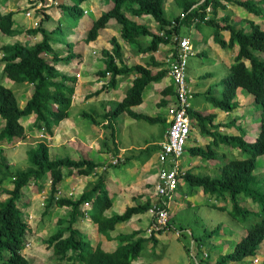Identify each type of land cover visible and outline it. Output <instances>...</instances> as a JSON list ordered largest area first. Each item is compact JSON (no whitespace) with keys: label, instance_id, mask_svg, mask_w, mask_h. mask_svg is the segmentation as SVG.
Segmentation results:
<instances>
[{"label":"trees","instance_id":"trees-1","mask_svg":"<svg viewBox=\"0 0 264 264\" xmlns=\"http://www.w3.org/2000/svg\"><path fill=\"white\" fill-rule=\"evenodd\" d=\"M26 1L28 7L24 12L28 13L34 8L38 14L42 15L36 28L24 30L16 22V12L21 10L3 14L4 11L0 8L1 36L16 38L24 33L33 39L42 36L41 41L34 44L30 39L24 43L16 41L13 44H0V54H2L0 67H3L0 80L4 82L5 79H8L14 86L11 89L0 85V119L4 123V128L0 131L1 264H31L22 253L28 242L26 237L32 229L25 219L21 200L27 196L23 201H28V195L24 193L26 190L33 191V188L38 186L39 192H41L47 181H50L51 188L44 202V214L50 215L54 207L69 208L68 216L58 220L59 228L56 233L47 240H43L53 250L52 253L57 264H149L141 257L144 245L153 242L157 246L160 241L159 234L170 228V219L167 224L159 227H156L153 224L154 221L150 219L147 229L142 227L143 223L141 222V226L139 225L136 229L121 231L114 237L112 236L134 217L149 215L154 205L161 204L159 198H162V194L156 195L155 187L153 189V186H150L149 189H152L150 192L156 195L155 198L149 197L143 200L144 197L140 196V199L134 198V204L127 207L122 213H116L113 216L106 214L107 211L115 207L113 200L115 194L109 187L108 175L111 174L112 169H122L132 161L123 158L129 157L130 152L119 157L121 144L117 141L116 124L124 113L129 114L137 121H146L151 124L165 121L169 125V130L164 132L163 141H166L171 127V123L168 121V108L176 104L178 95L176 88L169 87L164 91V93L167 91L169 93L163 95V99L157 104L158 110L167 111V118H163L161 115L149 116L136 113L133 108L143 104L144 92L149 85L159 82L168 74V69L165 68L167 63L157 61L154 54L165 44L169 45L168 52L171 53H168V59L171 62L179 60V39L188 38L194 45L193 38L190 36L192 29L195 30V33H199L197 29L203 25H209L211 29L204 45H208L209 40L212 39L215 45H219L223 49L238 47L234 63L229 65L226 76L221 80L222 96L220 98L213 97L214 108L232 114L239 108V103L235 100L240 89L252 96V99L260 106L262 123L256 141L251 142L246 136L247 132L243 131V126L239 124L238 117H231L227 122L219 121L217 123L218 114L194 112L190 106L189 115L193 127L198 128L204 136L209 138L210 142L203 147L190 148L189 153L195 158H201L202 162H209L211 165L217 164L216 168H219L220 172L219 176L197 175L189 168L185 171L179 169L177 178L180 183L185 182L192 188L204 190L205 194L216 195L218 199L222 198L224 201L233 202L232 212L241 216L245 221L249 216L251 217L253 213L239 206L237 198L241 195L254 198V191L260 193L262 188V183H260V190L257 191L256 187L259 185L258 175L260 176L257 171L262 167L259 166V159L264 156V28L254 18L264 23V0H177L182 11L177 17L171 19H168L165 14L166 0H110L111 8L94 20L86 41L88 43L96 41L101 32L110 28L115 22L120 27V36L124 42H127L131 47H136L142 55L150 56L146 64L130 66L124 57L123 47L116 37L111 39V50L102 49L103 60L101 63L104 65V69L99 71L98 75L99 78H106L109 74L108 82L103 83L98 91L89 97L101 94L110 96L113 89L112 97H119L114 94L119 80L134 76L132 86L127 89L126 96L121 101H109L107 103L110 105L109 107L104 102L102 104L104 113L99 115L102 120L100 122H104L102 128L106 130V136L104 140L99 139L97 153L99 151L109 156L112 155V160L104 164L102 160H96L76 148L74 144L72 146L75 152H80L83 156L81 159L76 160L70 156L53 158L51 155L52 146L48 144L47 138H42L38 143H28L33 146L28 150L30 166L27 169H14L5 155V149L8 148L2 145V142L25 141L28 131L50 137L55 134L57 125L70 117L69 112L74 105L73 96L77 80L76 76L59 71L58 66L61 63H70L75 57L82 59L83 56V54L71 53L61 56L56 53L52 48L53 37L61 25L52 30H47L45 27V23L51 18L53 6L45 7L43 5L48 0ZM86 1L88 0H75L73 5L67 7L63 3H59L55 7H58L60 11H75L80 14L82 12L80 5ZM234 6L245 9L249 15H255L252 19H245L249 25L248 32L238 28L240 23L233 25L232 22L230 24L227 16L223 17L219 14L220 10H223L224 14H227L228 10L232 12ZM129 13L135 18L154 20L158 30H153L150 26L130 19ZM81 16L82 14L79 19ZM79 19L71 24L73 29H77ZM228 31L230 32L229 38L225 35ZM144 38L150 39L149 42H144L146 46L141 41ZM68 44L69 47L71 44L75 45L72 42ZM194 47L193 55L201 57L207 54L205 49L196 52V46L194 45ZM193 55H190L189 58ZM189 63L188 59V68ZM169 64L171 63L169 62ZM156 68H160L157 73H155ZM188 68L187 80L192 99L194 94L190 87L192 79L189 77ZM213 76L212 73L200 77L197 75L198 78L205 80L212 79ZM17 89H26L32 93L31 97L27 98L24 107H21L17 98L20 96L19 91H17V95L14 91ZM124 95L122 94L121 97ZM204 95H209L212 98L211 87ZM82 112L83 118L90 116L85 110ZM32 115H35V120L31 125H27L26 129L22 120L25 122V119L28 120ZM100 122L95 121L94 123L98 126L96 127L98 133ZM91 124H93L92 121ZM232 127L236 129V132L225 130ZM223 150L226 158L238 150L242 152L239 151L243 158H233L224 162ZM144 152L152 155L157 152L160 155L162 147L159 145L153 149L147 147ZM171 160L174 163L171 164ZM177 160L179 158L176 156L167 154L166 169L170 171ZM115 174L118 175V173ZM70 177H87L85 190L76 200H71L66 196L60 197L63 191L60 184ZM7 180L11 181L13 185L10 189L6 188ZM4 194L7 195L6 198H2ZM260 198L264 202V194ZM259 212L262 216L261 222L247 230L246 236L237 244L232 253L222 256L214 264H241L247 258L257 256L259 247L264 242V203ZM87 215L97 225L98 233L116 242L113 249H105L101 241L92 245L87 235L75 228V224L79 220H84Z\"/></svg>","mask_w":264,"mask_h":264},{"label":"rangeland","instance_id":"rangeland-1","mask_svg":"<svg viewBox=\"0 0 264 264\" xmlns=\"http://www.w3.org/2000/svg\"><path fill=\"white\" fill-rule=\"evenodd\" d=\"M67 1L68 0H58V2L63 3L66 5V7L75 3V0H70L71 2ZM103 3L104 6L111 5L110 0H103ZM80 6L83 12L80 14L75 11H60L58 7L53 6L51 8V18L45 23V27L50 30L61 25V28L57 29L53 37L54 43L52 44V48L56 53H59L61 56H67L69 53L76 55L83 54L84 60L82 66L83 69L81 70V76L78 82L80 89H78L79 87L76 89L75 95L73 97L75 105L72 106L69 112L70 115L77 116L76 119L78 121L76 119L69 120L71 125L68 128L62 123L64 121H62L57 125L55 129L56 133L52 137L48 135L45 136L48 140V144L52 146L51 155L53 158H65L70 156L73 159L79 160L83 157L80 152H75L72 144L68 143V141L65 144L62 143V137L64 135H66V138L72 135L76 139L75 141H72L74 142V145L79 144L78 141L84 139L85 145L81 147L82 151L89 154L96 160H102L105 164L112 160V155L109 156L108 154L101 153L99 151L97 153L96 149L99 148V139L104 140L106 136V130L102 128L104 122H100L102 120L99 115L104 113L102 104L107 102L105 101L107 99L103 98L105 97V94L103 97L102 95L89 97L91 94H94L98 91L99 86H101L103 82H106V80H98V72L100 69H103V64H101V61L99 62V60H103L102 49L106 48L111 50V39L116 37L124 49V57L127 60L139 61L140 58H143L141 59L144 60L142 63H146L149 57H144L136 47H131L127 42H124L120 36V27L116 24L103 30L94 44L87 43L85 39L87 31L94 22L93 20H95L100 15L102 9L105 7H102L100 0H88ZM27 7L28 3L26 0H0V8L3 11L9 12L21 10L20 12H16L15 19L22 27H24V30H28V28H36L42 19V15L38 14L34 8L27 15L26 11L24 12ZM109 8H105L103 10H108ZM86 9L88 11L92 10V12H88L87 15H85L84 10ZM232 10V12L228 10L227 14H224L223 10H220L219 14L223 17L227 16L230 24L232 22L233 25L235 23H240L238 28H242L248 32L249 25L246 23L245 19H252L255 17V15H249L248 11L238 6H234ZM181 11L182 9L177 3V0H166L165 14L168 19L177 17ZM81 14L82 16L79 19ZM128 16H130V19L132 20L152 27L153 30H158V26L155 24V21L150 18H135L130 13ZM76 19H79L78 28L73 29L71 24L76 22ZM254 19H256L258 21L257 23H260L264 28V23H261V21L257 18ZM197 30L199 33H195V30L192 29L190 34V36L193 38L194 45L196 46V52L204 51L205 49L207 54L202 55L201 57L198 55H193L189 58L190 66L188 68V74L192 79L190 87L194 94V97L191 99V110L204 114H218V119L216 120L217 123L222 120H230L231 117H238L240 119L239 124L243 126V131L247 132L246 136L251 140L252 132L257 130L260 131L262 123V112L260 106L257 105L255 100L252 99V96H249V94H246L244 91L239 89L235 100L239 103V108L232 114L222 112L221 110L214 108L212 103L214 98H220V96H222L223 86L221 80L227 74L225 64L230 62V60H235L238 47H229L225 49L221 48V51H219V45H215L212 39L209 40L208 45H204L207 36L211 33L210 26L203 25ZM79 31L82 33L81 37ZM225 35L229 38L230 32L228 31L225 33ZM27 39H30L34 44L40 42L42 38L35 40L32 37H28V35L25 33L16 38L8 36L6 37L1 36L0 32V44H13L16 43V41L24 43V41ZM141 41L146 46V43L149 42L150 39L144 38ZM69 42H72L75 45L71 44V47H69ZM168 47L169 45L165 44L161 46L162 49H166ZM165 51L166 50H162L158 55V58L165 60V55H162L165 54ZM0 57H2V54H0ZM78 60H80V58L75 57L70 63L59 65V71L69 74L76 73L80 69ZM66 67H68L67 70H65ZM208 72L214 75L212 79L205 80L197 77V75L200 77L204 74H209ZM0 78H2L1 72ZM129 81L125 78L119 80L116 90L114 91V94L119 95V97H112L114 89L111 90L110 97L114 98L112 99L114 102L119 101L123 93L126 95L127 89L130 87L128 85ZM1 84L3 86L5 85L6 87L10 85L9 83L3 82V80H0V85ZM10 87L11 89L14 88V86L11 85ZM210 87L213 94L212 98L209 95H204V93ZM125 88L126 90L124 91ZM152 91L153 88L151 90L149 88L144 93V98L146 97L148 99L151 97ZM15 93L17 95L16 91ZM29 94L32 93L29 91ZM17 98L21 107H24V102L21 104V101H23L25 98ZM153 100L154 99L147 100L145 105L143 103V106L138 107L137 109L140 108L139 110L141 113L147 114L149 116L161 115L163 118H167V111L164 109L156 110V113L149 111L150 107L153 106ZM82 110H85L90 116L83 118L81 116ZM125 118H127V122L124 124L125 130H120L117 136V141L123 137L125 142V145L123 146L124 148L135 146V150L130 152V155L141 154L143 151L139 150V148L143 146H145L144 149L147 147L150 149L157 148L158 143L164 140L165 130H169V125L165 121H158L155 124H151L146 121L133 120V118H129V115L127 114L120 116V121L118 123L119 126L123 125V120ZM91 121L93 124L90 123ZM95 121L100 122L99 127L102 130L100 134H97V131L92 132L93 128L88 125L89 123L94 128L98 127L94 124ZM225 130H228L229 132H236V129L233 127L231 129ZM29 133L31 132L29 131ZM92 133H95L96 136L91 135ZM200 133L201 132L198 128H195L191 131L185 145L184 155L182 158H180V162L177 163V167L179 166L180 169L185 170L188 162L195 159L192 158L189 153L190 148L196 146L203 147L210 142L209 141L206 143L205 139H201ZM29 136L30 137L25 140L26 142H2V145L8 148L5 149V155L10 160L9 162L14 169H27L30 166L28 160V150L33 146H30L28 143L32 142L35 144L42 140L40 137L41 134L37 132L29 134ZM86 136L87 138H85ZM120 153L122 154V150ZM123 153H125V151ZM122 156L124 155L122 154ZM227 157L233 159L229 155ZM149 158L150 159H148V161L152 167H154L156 170L161 168V164L157 158V152H154L153 155L150 153ZM198 162H202V160ZM207 164L209 166H213L209 164V162H207ZM216 165L217 164H214V166ZM200 166L202 169H204L203 165ZM259 166L262 167L257 171L260 176L258 175L259 185H257L256 188L257 191L260 190V183H262L263 190L261 188L260 193H256L254 191L255 205L252 202L253 200L247 195H241L237 198L238 204L242 208L249 211H254V213L251 215V217L249 216L246 222H244L245 220L241 216L239 217L232 212L233 202L226 200L224 201L222 198L218 199L216 195H203L201 189H192L189 184L181 182L180 187L176 191L179 201H169L170 228L165 229L162 234H159L158 238L160 241L157 246L153 242H148L144 245L143 251L141 253L143 261L149 264H212L213 262L216 263L217 260L222 256L231 253L234 250L235 245L238 243L239 238L242 235H245L249 228L257 223H260L262 220L261 212H259V205L261 207V205L264 203L262 200H260V196L264 194V156L259 159ZM128 167L129 165L119 170L112 169L111 174L118 173L121 175L120 179L123 180L126 176L124 171L127 170ZM131 168L132 167L128 169L127 173H130ZM111 174L109 173V175ZM145 175L146 173L144 171L142 173L136 174L135 180L128 191L132 195L140 194L144 195L145 197L150 196L155 198L156 195L149 192L150 184L147 183H155V179L142 181L138 180ZM71 178L76 179L80 177ZM86 178L87 177H81L79 182H72L69 178L68 180H65L62 184H60V188L63 190L60 197L66 196L71 198V200L80 198L86 187ZM5 185L6 188L9 189L13 187L11 181L8 180L5 182ZM38 188V186L34 187L32 193H29V202L23 201L27 198V196H24L21 200V207L23 208L25 219L32 229L31 233L26 237L28 242L26 243V247L22 253L26 260L31 264H57V261L55 260V257L52 253L53 250L50 249L43 240H47L56 233L57 229L59 228L58 220L68 216L69 208L60 209L54 207L51 214L46 216L44 214V202L51 188L50 182L47 181L41 190V192L45 190L44 195L43 193L38 192ZM24 193L28 194V190H26ZM6 197V194L2 195V198ZM113 200L114 204L118 206L121 203L120 208H124L127 204V202L120 200V198L117 196L113 198ZM220 206L224 207V209H221ZM86 207L89 208V206ZM123 211L124 210L121 211L117 208H113L110 211H107L106 214L113 216L114 214L122 213ZM149 220L150 217L148 215L143 217H134L129 223L124 224L117 230V232L113 233L112 236L114 237L118 234V232L121 231L136 229L139 225L141 226L142 223V227L147 229ZM65 225L68 224L65 223ZM75 228L87 235L89 240H91L92 245H96L99 241H101L105 249H113L115 247V241L112 239H107L106 236H102L100 233H98L97 225L91 221L89 215L85 216L84 220H79L75 224ZM181 229H184V231ZM178 232H181V236L177 235ZM193 239L196 241V243H192ZM199 239H202L203 241H200ZM259 252H261L260 256ZM206 254L208 256H206ZM257 257L260 259V263H255L254 259H247L246 264H264V242L259 248ZM241 264L245 263L243 262Z\"/></svg>","mask_w":264,"mask_h":264},{"label":"crops","instance_id":"crops-1","mask_svg":"<svg viewBox=\"0 0 264 264\" xmlns=\"http://www.w3.org/2000/svg\"><path fill=\"white\" fill-rule=\"evenodd\" d=\"M67 2H71L70 0H68ZM100 4L102 5V7H105L106 9L107 8H109V7H111V5H108V6H104V3H103V0H100ZM105 8H103V9H105ZM102 9V11H101V13H100V15L102 14V12H104V11H107V10H103ZM87 10V9H86ZM109 10V9H108ZM91 11V10H90ZM6 13H8V11L6 12V11H4V13L3 14H6ZM16 22H18L17 20H16ZM93 24V23H92ZM113 25H114V23H113ZM91 27H92V25H91ZM90 27V28H91ZM78 28V27H77ZM23 29H24V27H23ZM29 29V28H28ZM46 29L47 30H50V29H48L47 27H46ZM26 30V29H25ZM80 32V37H81V35H82V33H81V31H79ZM88 32V31H87ZM38 38H42V36L40 35ZM38 38H36V39H38ZM35 39V40H36ZM95 43V42H94ZM94 43H91V44H94ZM168 49H169V47L168 48H166V49H160L158 52H156L155 54H154V57L157 59V61H163V62H165V63H167V65L165 66V68H167L168 69V74L166 75V76H164L159 82H157V83H153V85L152 86H150L149 88H150V90L153 88V91H152V96L151 97H149L148 99L145 97L144 98V101H143V103H144V105H145V103H146V101L147 100H151V99H154L153 100V106H151L150 107V109H149V111H151V112H153V113H156V110H158V108H157V104L163 99V95H165V94H167V93H169V91H167V92H165L164 93V91H166L169 87H174L173 86V81H172V78H171V76L169 75V69H170V64H169V57H168V53H170V51L168 52ZM124 50V49H123ZM162 50H166L165 51V54H162V55H165V60H163V59H160V58H158V55L160 54V52L162 51ZM219 51H221V47L219 46ZM124 52V51H123ZM171 54V53H170ZM144 56V55H143ZM170 56V55H169ZM144 57H149L150 58V56H144ZM149 58H148V60H149ZM141 59H143V58H140V60L139 61H132V60H128V62L130 63V66H132V65H137V64H146V63H142L144 60H141ZM100 62V61H99ZM234 63V60H230V62H227L226 64H225V68H226V71L228 70V67H229V65H231V64H233ZM102 64V63H101ZM68 69V67H66V69L65 70H67ZM103 69H104V65H103ZM102 69H100V71H101ZM160 70V68H156L155 69V73H157L158 71ZM0 72L2 73L3 72V67L1 66L0 67ZM133 78H134V76L133 75H131L130 77H128V81L129 80H133ZM4 82L5 83H9L11 86H13V83L11 82V81H9L8 79H5L4 80ZM4 84V83H3ZM131 84V81H129V83H128V85H130ZM10 85H8V88H11L10 87ZM78 89H80V86H79V88ZM148 90V89H147ZM146 90V91H147ZM16 92L17 91H19V93H20V96H18V97H20V98H22V97H24L25 99H23V101H21V104H22V102H24V104L26 103V101H27V98H29V97H31V95L32 94H29V92H28V90H26V89H17V90H15ZM81 93V92H80ZM82 94V93H81ZM112 99H114V98H110V100H112ZM123 99V96L121 97V99L120 100H122ZM119 100V101H120ZM73 104H74V101H73ZM107 104V103H106ZM75 105V104H74ZM107 107H109L110 105L109 104H107L106 105ZM141 106H143V104L142 105H140V106H137V107H134L133 108V111H135L136 113H140V114H144V113H141L140 112V108L139 109H137L138 107H141ZM83 113V112H82ZM124 114H127V113H124ZM123 114V115H124ZM127 115H129V114H127ZM145 115H147V114H145ZM76 117L77 116H72V115H70V117H69V119H67L66 121H64V122H62L67 128L71 125V123H70V121L69 120H72V119H76ZM129 118H133V117H131L130 115H129ZM26 121L24 122V120H23V124L25 125V127H26V129H27V125H31V123L32 122H34V120H35V115H32L28 120L27 119H25ZM77 120V119H76ZM133 120H134V118H133ZM78 121V120H77ZM119 121H120V119H119ZM119 121H118V123H119ZM223 121H225V122H227V121H229V120H222V122ZM126 122H127V118H125L124 120H123V125H121V126H119L118 124H116V130H117V134L120 132V130L122 129V130H125L124 129V124H126ZM91 123V122H90ZM88 125L90 126V127H92L93 128V131L92 132H94V131H97L96 129V127L94 128L91 124H89L88 123ZM4 126V123L1 121V127H3ZM100 128V127H99ZM28 131V130H27ZM102 132V130H101V128H100V130H99V133L97 132V134H100ZM55 133H56V130H55ZM259 133V131H253L252 132V141L251 142H254L255 140H256V136H257V134ZM29 134H33L32 132L31 133H29V131H28V137L27 138H29L30 136H29ZM91 135H93V136H96L95 135V133H92ZM203 134L202 133H200V138L202 139H205V141H206V143H208L209 142V138L208 137H204V136H202ZM85 138H87V136L85 137ZM76 139L71 135L70 137H68V138H66V135H64L63 137H62V143L63 144H65V143H67V141H68V143H70V144H74V142H72V141H75ZM26 142V141H25ZM79 142V144H77V145H75L76 146V148H78L79 150H82L81 149V147L82 146H84L85 145V143H84V139L83 140H81V141H78ZM118 142H119V144H121L120 145V152H121V150H122V154L125 156L126 154L125 153H127V152H132V151H134L135 150V146H130V147H128V148H124L123 146L125 145V142H124V138L123 137H121L120 138V140H118ZM144 148H145V146H143V147H141V148H139V150H142L143 152L141 153V154H138V155H130L129 157H123L122 156V154L120 153L119 154V157H123V158H127L126 160H128V159H130V160H132L131 161V163L130 164H128L129 165V167L127 168V170H125L124 172L126 173V176H125V178L123 179V180H121L120 178H121V175H116V174H111V175H109V179H108V182H109V187L113 190V192H114V194H115V197L117 196V197H119L120 198V200H122V201H125V202H127V204L125 205V207L124 208H120L121 207V203H120V205L118 206V205H116L115 204V207L114 208H117V209H119V210H125L127 207H129V206H131V205H133L134 204V198L135 197H137L138 199H140L139 197L140 196H143L144 197V199L143 200H146L147 198H149L150 196H144V195H132V194H130L129 193V191H128V189L130 188V186L132 185V183H133V181L135 180V176H136V174H138V173H142L143 171L146 173V175L144 176V177H141L140 179H138V180H154L155 179V181H157V173H158V170H156L154 167H152L151 165H150V162L148 161V159H150L149 158V153H147V152H144ZM95 149H96V147H95ZM97 150V149H96ZM125 151V153H123ZM138 151V150H137ZM145 153V154H144ZM224 153V154H223ZM223 155H224V159H223V161L224 162H228L231 158H226L225 157V151L223 150ZM233 154H236V151H234V152H232ZM87 154V153H86ZM132 157H134L133 159H132ZM192 158H194V157H192ZM198 161H200L199 159H194V160H190L189 162H188V165L186 166V170L189 168V169H191L192 170V172L194 173V174H206V175H212V176H219V172H220V170H219V168H216V166H209L208 164H207V162H198ZM200 165H203V168L204 169H202V167L200 166ZM127 166V165H126ZM125 167V166H124ZM124 167H122V169L124 168ZM130 167H132L131 169H130V173H127L128 172V169L130 168ZM134 173V174H133ZM81 178V177H80ZM80 178H76V179H73V178H69V179H71V181L72 182H75V181H77V182H79L80 180ZM149 178V179H148ZM151 178V179H150ZM68 180V179H67ZM154 181V182H155ZM148 184H150V186H155V183H150V182H147ZM149 186V187H150ZM152 189H150L149 190V192L151 191ZM39 192V191H38ZM29 193H32V190H30L29 192H28V201L27 202H29ZM39 193H43V195L45 194V190H43L42 192H39ZM83 193V192H82ZM202 193H203V195L205 194L204 193V191L202 190ZM40 195V194H39ZM47 197V196H46ZM175 200H177V201H179L178 200V197H177V195H176V199ZM139 217H142V216H139Z\"/></svg>","mask_w":264,"mask_h":264},{"label":"built area","instance_id":"built-area-1","mask_svg":"<svg viewBox=\"0 0 264 264\" xmlns=\"http://www.w3.org/2000/svg\"><path fill=\"white\" fill-rule=\"evenodd\" d=\"M52 3H54V0H48V3L43 5L49 7ZM40 4L42 5V3ZM178 50L179 60L170 61L169 75L173 80L178 95L176 97V104L168 108V121L171 123V127L166 141L161 144L162 152L160 153V160L164 163H166L165 158L167 154H172L177 158L183 154L190 133L194 129L189 115L191 95L187 80V68L189 56L195 53V47L188 38H182L179 39ZM171 162L173 161L171 160ZM177 176V167H174L172 171L163 170L159 176L161 182L158 185L159 192L161 194H172L178 187ZM159 215L160 222L164 223L167 213L163 211Z\"/></svg>","mask_w":264,"mask_h":264},{"label":"clouds","instance_id":"clouds-1","mask_svg":"<svg viewBox=\"0 0 264 264\" xmlns=\"http://www.w3.org/2000/svg\"><path fill=\"white\" fill-rule=\"evenodd\" d=\"M47 3H48V1H47ZM60 2H58V0H54V3H52L49 7H51V6H57L58 4H59ZM33 6H35L34 4H33ZM111 8V7H110ZM88 12H92V10L91 11H88V10H84V14L85 15H87V13ZM103 13V12H102ZM100 16V15H99ZM98 16V17H99ZM97 17V18H98ZM96 18V19H97ZM94 21V20H93ZM114 24H116V25H118L117 23H115L114 22ZM260 24V23H259ZM90 30V29H89ZM88 30V31H89ZM87 34H88V32H87ZM86 37H87V35H86ZM86 39V38H85ZM94 42H96V41H94ZM94 42H90V43H94ZM88 43V42H87ZM104 49V48H103ZM106 49V48H105ZM83 56H82V59H80V60H78V62H79V71H77L76 73H74V74H69V73H65V74H67V75H70V76H76V78H77V80H76V89L79 87V80H80V76H81V70L83 69ZM99 61H101V60H99ZM169 62H170V60H169ZM61 65H64L63 63H61ZM58 68H59V66H58ZM169 71H170V69H169ZM98 77H99V75H98ZM101 78V77H100ZM98 79V80H100V81H102V80H106V82H108V78H109V74L107 75V77L106 78H101V79ZM125 79H128V78H126V77H124ZM132 79H131V84L129 85L130 87L132 86ZM173 81V80H172ZM106 82H103V83H106ZM102 83V82H101ZM101 85H103V84H101ZM127 85V84H126ZM153 85V83L151 84V85H149L148 87H147V89H149V87L150 86H152ZM173 86L175 87V85L173 84ZM101 86H99V88H100ZM146 89V90H147ZM126 90V88L124 89V91ZM146 90H145V92H146ZM75 92H76V90H75ZM144 92V93H145ZM124 94V93H123ZM75 95V94H74ZM102 95V97L104 96L103 94H101ZM126 95H124L123 97H125ZM74 97V96H73ZM103 98H106L107 100H105V101H107V102H105V103H108L109 101H111L110 100V98H112V97H110V96H105V97H103ZM121 101V100H120ZM191 103V102H190ZM1 119H0V123H1ZM23 121V120H22ZM3 122V121H2ZM193 125V124H192ZM2 128H4V126L3 127H1V129H0V131L2 130ZM194 129H195V127H194ZM258 131V130H257ZM260 132V131H259ZM259 134V133H258ZM258 134H257V136H258ZM257 136H256V139H257ZM41 138H46V136L45 135H41L40 136ZM256 141V140H255ZM254 141V142H255ZM17 142V141H16ZM16 142H14V143H16ZM165 141H163V142H160V143H158V145L159 146H161V144L162 143H164ZM162 147V146H161ZM146 149H144V151H145ZM184 152H185V147H184ZM184 152H183V154L181 155V156H179L178 158H179V160H177L176 162H175V165L173 166V168L172 169H170V171H172L173 169H174V167H177V163L178 162H180V158H182L183 157V155H184ZM238 153V154H237ZM158 154V153H157ZM159 155V154H158ZM191 155V154H190ZM159 157V163L161 164V168L160 169H158V173H157V181H156V183H155V192H156V195L158 194V193H160L159 192V189H158V185L161 183L160 182V178H159V176H160V173L163 171V170H165L166 168H167V164L166 163H164V162H162L161 160H160V155L158 156ZM193 157V156H192ZM232 158H243L242 157V155H241V153L239 152V151H236V154H233L232 156H231ZM195 158V157H194ZM195 159H199V160H202L201 158H195ZM231 160V159H230ZM172 163H174V162H171V164ZM211 164V163H210ZM178 168V172H179V166L177 167ZM167 170V169H166ZM169 171V170H168ZM182 171H185V170H182ZM197 175H206V174H197ZM179 177V176H178ZM50 182V181H49ZM180 185V182L178 181V186ZM192 189H195V188H192ZM198 189H200V188H198ZM178 190V187H177V189L171 194V193H166V194H162V198H159V200L161 201V204L160 205H154L153 207H152V209L150 210V212H149V217H150V219H151V221H154L153 222V224L156 226V227H159V226H161V225H164V224H167V222L169 221V219H170V213H169V211H167V210H169V206H170V204H169V201H172V200H175L176 199V195H177V193H176V191ZM202 190V189H201ZM204 191V190H203ZM205 193V192H204ZM161 194V193H160ZM205 195H207V194H205ZM251 198V197H250ZM253 201V203H254V205H255V200H254V198H251ZM156 200H158V199H156ZM240 206V205H239ZM167 207V208H166ZM220 208L221 209H224V207H222V206H220ZM259 210H260V205H259ZM163 211H165L166 213H167V217H166V221L164 222V223H161L160 222V212H163ZM252 213H254V211H251ZM244 222H246V221H244ZM182 231H184V229H181ZM246 234H247V232H246ZM246 234L245 235H242L240 238H239V240H238V243L246 236ZM178 235L179 236H181V232H178ZM212 238V237H211ZM200 241H203V240H201L200 239ZM192 243H196V241L193 239V241H192ZM237 243V244H238ZM237 244L235 245V247L237 246ZM261 246V245H260ZM194 247V246H193ZM260 248V247H259ZM234 250H235V248H234ZM233 250V251H234ZM232 251V252H233ZM259 251V250H258ZM231 252V253H232ZM230 254V253H229ZM260 254H261V252H259V256H260ZM258 255V254H257ZM206 256H208L207 254H206ZM225 256V255H224ZM220 259V258H219ZM247 259H254L255 261V263H260V259L256 256V257H254V258H247ZM247 259L246 260H244V261H242L241 263H247ZM212 264H214V262L212 263ZM233 264H237V263H233Z\"/></svg>","mask_w":264,"mask_h":264}]
</instances>
